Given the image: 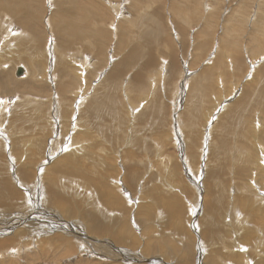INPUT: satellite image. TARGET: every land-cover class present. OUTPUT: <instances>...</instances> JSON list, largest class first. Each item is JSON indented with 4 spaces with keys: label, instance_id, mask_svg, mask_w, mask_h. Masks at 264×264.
<instances>
[{
    "label": "rangeland",
    "instance_id": "1",
    "mask_svg": "<svg viewBox=\"0 0 264 264\" xmlns=\"http://www.w3.org/2000/svg\"><path fill=\"white\" fill-rule=\"evenodd\" d=\"M0 42V264H264V0H0Z\"/></svg>",
    "mask_w": 264,
    "mask_h": 264
},
{
    "label": "bare ground",
    "instance_id": "2",
    "mask_svg": "<svg viewBox=\"0 0 264 264\" xmlns=\"http://www.w3.org/2000/svg\"><path fill=\"white\" fill-rule=\"evenodd\" d=\"M5 4L8 5V3H5ZM9 8H10V7H9ZM10 10H11V9H10ZM39 10H40V9H39ZM39 10H38V11H39ZM13 11H14V10H13ZM12 14H13V13H12ZM21 19H22V18H21ZM149 19H151L150 22H149V23L151 24V26H147V27H149V28L152 30V32H149V33L151 34V36H150V37H146V36H145V39H144L143 41L150 45L151 42H152V40H153V36L159 37V36L164 35L165 32H164V31H160L159 34H155L156 26L159 27L158 25H163V23H162L163 21H162V19H161L160 17H156V16L152 15V17H150ZM22 20H23V19H22ZM22 20H19V21H22ZM28 21H29V20H28ZM37 21H38V20H37ZM23 22H24V20H23ZM19 23H20V22H19ZM155 23H157L158 25H155ZM16 24H17V23H16ZM24 24H25V23H24ZM28 25H29V24H28ZM159 29H160V27H159ZM259 29H260V28H259ZM160 30H161V29H160ZM29 31H30V30H29ZM31 32H32V31H31ZM33 32H34V31H33ZM78 33H79V32H78ZM76 34H77V33H76ZM79 35H81V33H80ZM37 37H38V36H37ZM150 38H151L152 40H151ZM1 39H2V38H1ZM31 39H32V38H31ZM34 40H35V39H34ZM34 40L32 39V41H34ZM41 41H42V40H41ZM21 42H22V41H21ZM21 42H20V43H21ZM210 42H211V39H210ZM210 42H209V40H208V41L204 42V43L201 44V45L204 46V47H207V46H210V45H209ZM0 43H1V42H0ZM34 43H35V42H34ZM36 43H37V41H36ZM212 43H213V39H212ZM38 44H39V43H38ZM30 45H31V44H30ZM67 45H68V44H67ZM69 45H70V44H69ZM134 45H135V44H134ZM134 45H133V46H134ZM133 46H132V47H133ZM138 46H142V49H144V48H143V45H142L141 43H137V44L135 45V48L138 47ZM144 46L146 47V45H144ZM34 47H36V44H35ZM38 47H39V45H38ZM204 47H203V49H204ZM222 47H223V46H222ZM23 48H24V47H23ZM30 48H32V45H31ZM30 48H29V47L27 48V45H26V47H25L24 49H29V50H30ZM147 48H148V47H147ZM34 49H35V48H33V52H30V53H36V52L34 51ZM38 49H39V48H38ZM38 49H37V50H38ZM41 49H42V48H41ZM142 49H140V50H139V49H133V50H134L135 53H136V52H137V53H138V52L140 53V52H142V51H141ZM218 49H219V48H218ZM29 50H28V51H29ZM133 50H132V51H133ZM148 50H149V49H148ZM204 50H205V49H204ZM219 50H220V49H219ZM219 50H218V51H219ZM226 50H228V49L222 48L223 53L220 54V55H222V58H219V57H221L220 55L217 56V57H218V60H217V63L215 64V66L217 65L218 67H216V68H215V71H214V73H218L219 75H221V76H223V77H227V75L229 76V73L227 72V70H225L226 68L224 69L225 71H224L223 69L220 68V67H223V68H224V66H223L220 62L223 61V59L227 58L226 56L229 57V53H231V52H229V50H228V51H226ZM239 50H240L239 46H236L235 49H234L233 54H232V53H231V54H232L234 57H237V56L239 57V56H240V52H239ZM40 51H41V50H40ZM149 51L151 52V50H149ZM38 52H39V51H38ZM241 52H242V51H241ZM215 53H216V52H215ZM154 54H155V53H154ZM216 54H217V53H216ZM11 55L13 56V54H11ZM31 56H32V55H31ZM151 56H152V55H151ZM9 57H10V56H9ZM9 57H8V60H9ZM13 57H14V56H13ZM13 57H12V58H13ZM32 57H33V56H32ZM41 57H42V56H41ZM12 58H11V59H12ZM156 59H157V58H156ZM235 59H236V58H235ZM243 59H244V58H243ZM243 59H241V60H242L241 62L245 61V60H243ZM32 60H33V59H32ZM227 60H228V59H227ZM236 60H237V59H236ZM156 61H158V60H156ZM159 62H160V61H159ZM226 62H227V61H226ZM230 62H231V61H230ZM237 62H239V61L237 60ZM237 62L235 61V64H234V63H233V64H234L235 66L237 65V66L239 67V65H238ZM54 63H55V62H54ZM155 63H156L155 60L151 57L149 67H150L152 70H154L153 68H157V67L159 66V64H158V66L156 67L157 64H155ZM223 63H224V62H223ZM243 63L245 64V62H243ZM243 63H241V64H243ZM125 64L127 65L128 63L125 61ZM224 64H225V63H224ZM239 64H240V63H239ZM50 65H51V64H50ZM56 65H57V64H56ZM234 65H233V66H234ZM127 66H128V65H127ZM231 66H232V65H231ZM235 66H234V67H235ZM71 67H72L71 65H70V66L68 65L67 68L70 69ZM129 67H130V66H129ZM225 67H226V66H225ZM238 67H236V69H237ZM241 67H243V65H242ZM47 68H48V67H47ZM131 69H132V68H131ZM228 69H229V67H228ZM230 69H231V68H230ZM236 69H235V70H236ZM247 69L249 70L248 67H247ZM25 70H26V69H25ZM90 70H91V69H90ZM238 70H239V68H238L237 71H236L237 73L239 72ZM88 71H89V70H88ZM26 72H27V71H26ZM124 72H125V71H123L120 67H118L115 71H112V74H113V75L116 74V75H118V76H122ZM142 72H143V70H142ZM144 72H145V70H144ZM146 73H147V72H146ZM234 73H235V72H234ZM68 74H69V73H68ZM60 75H61V73H60ZM62 75H64V74L62 73ZM132 75H133V74H132ZM145 75H146V74H145ZM212 75H213V74H212ZM231 75H232V74H231ZM113 77L116 78V76H113ZM133 77H134V76H133ZM146 78H147V77H146ZM146 78H145V79H146ZM214 78H216V77H214ZM85 79H86V78H85ZM135 80H136V79H135ZM140 81H141V78H140ZM90 82H91V81H90ZM155 87H156V86H155ZM106 88H107V87H106ZM235 88H236V87H235ZM246 88H247V87H246ZM103 89H104V88H103ZM248 90H249V88H248ZM251 90H253V88H252ZM242 93H243V92H242ZM247 93H248V92H247ZM244 94H245V93H244ZM246 95H248V94H246ZM246 95H245V96H246ZM250 96H251V95H250ZM239 98H240V97H239ZM85 100H86V99H85ZM247 100H250V98H248ZM240 101H241V100H240ZM240 101H239V102H240ZM242 101H243V99H242ZM86 102H87V101H86ZM190 102H191V100H190ZM190 102H189V103H190ZM239 102H238V103H239ZM244 102H245V101H244ZM246 102H248V101H246ZM83 103H84L83 101H80V102H79V104H83ZM87 103H88V102H87ZM238 103H237V104H238ZM88 105H89V104H88ZM91 105H92V103H91ZM244 105H245V104H244ZM20 106H21V110H20V109L18 110L17 108H15V110H16V109H17V110H16L15 113H13L14 115H16V116L14 117L15 122H16V121H20V119H22V118L25 117V116L20 115V114L22 113L21 111H22V109H23V108H22L23 106H22V105H20ZM81 106H82V105H81ZM246 106H247V105H246ZM18 107H19V106H18ZM237 107H238V106H237ZM90 108H91V109H89L87 106H84V109H83L82 114L80 115V118H81V117H86V115L88 114V110H89V111H93L94 108H93V107H90ZM239 108H240V107H239ZM241 108H242V107H241ZM41 111H42V110H41ZM22 114H23V113H22ZM143 114H144V112H143ZM143 114H139V115L142 116ZM145 116H147V114H145ZM229 116H230V115H229ZM66 117H67V116H66ZM226 117H228V116L226 115ZM231 117H232V116H231ZM80 118H79V119H80ZM103 118H104V116H103ZM147 118H148V117H147ZM203 120H204V119H203ZM246 121H247V119H246ZM246 121H245V122H246ZM251 121H252V120H251ZM253 121H255V120H253ZM250 123H252V122H250ZM248 124H249V123H248ZM253 124H254V123H253ZM219 126H220V125H219ZM219 126H218V127H219ZM247 126H248V125H247ZM248 128H249V126H248ZM255 128H256V127L254 126L252 129H255ZM258 128H259V127H258ZM260 128H261V125H260ZM256 129H257V128H256ZM258 130H259V129H258ZM120 131H121V130H120ZM237 131H238V130H237ZM247 131H248V130H247ZM21 132L23 133L22 129H21ZM249 132H250V131H249ZM261 132H262V130H261ZM224 133H225V132H224ZM224 133H223V134H224ZM227 134H228V133H227ZM238 134H239V133H238ZM104 135H105V134H104ZM228 135H229V134H228ZM245 135H246V134H245ZM214 136H215V135H214ZM249 138H250V137H249ZM19 139H20V138H19ZM19 139L14 140V138H13L14 142L17 143V144H18V142H16L17 140H18V141L22 140V138H21L20 140H19ZM137 139H138V138H136V139L134 138L133 140L130 141V144H133V147L135 146L134 142H136ZM221 139H222V138H221ZM224 139H225V138H224ZM241 139H242V138H241ZM244 139H245V138H244ZM222 140H223V139H222ZM199 141H200V140H199ZM216 141H217V140H216ZM223 141H224V140H223ZM40 142H41V141H40ZM128 142H129V141H128ZM139 142H140V141H139ZM196 142H198V141H192V143H196ZM214 142H215V141H214ZM226 142H227V141H226ZM238 142H240V141H238ZM11 143H12V142H11ZM229 143H230V142H229ZM231 143H232V141H231ZM254 143H255V142H254ZM17 144H16V145H17ZM136 144H137V143H136ZM233 144H234V143H233ZM233 144H232V145H233ZM239 144L241 145V143H239ZM239 144H238V145H239ZM244 144L246 145V143H244ZM248 144H249V143H248ZM245 145H244V146H245ZM11 146H12V145H11ZM13 146H14V145H13ZM19 146H20V145H19ZM216 146H217V145H216ZM236 146H237V144H236ZM236 146H233V147H236ZM241 146H242V145H241ZM244 146H243V147H244ZM189 147H190V146H189ZM14 148H15V146H14ZM14 148H13V150H14ZM237 148H239V147L237 146ZM237 148H236V149H237ZM43 149H44V147H42V150H43ZM213 149H214V148H213ZM224 149L226 150L227 148L224 147ZM229 149H230V148H229ZM236 149H234V150H236ZM240 149H241V148H240ZM246 149H247V148H246ZM246 149H244V150H246ZM248 149H249V148H248ZM234 150H233V151H234ZM254 150H255V149H254ZM52 151H53V148H52ZM227 151H228V150H227ZM229 151H230V150H229ZM251 151H252V150H251ZM214 152H215V150L213 151V154H214ZM219 152H220L219 150L216 151V155H215V156H216L217 159H221V154H220ZM222 152H223V151H222ZM253 152H254V151H253ZM248 153H250V150H249ZM257 153H258V152H257ZM259 153H260V152H259ZM11 154H12V153H11ZM226 154H228V153H226ZM226 154L223 155V156L225 157ZM234 154H235V153H234ZM251 154H253V153H251ZM231 155H232V154H231ZM253 155H255V153H254ZM193 156H194V155H193ZM227 156H228V155H227ZM255 156H256V155H255ZM261 156H262V155H261ZM248 157H249V156H248ZM64 158H67V157H64ZM208 158H209V157H208ZM210 158H211V157H210ZM238 158H239V157H238ZM88 159H89V158H88ZM212 159H213V158H212ZM217 161H218V160H217ZM217 161H216V162H217ZM103 162H104V161H103ZM219 162H220V161H219ZM219 162H218V163H219ZM28 164H30V163H28ZM28 164H27V165H28ZM213 164H214V163H213ZM174 165H175V164H174ZM31 168H32V166H31ZM211 168H212V167H211ZM211 168H210V173H211V171H212ZM35 169H36V168H35ZM208 170H209V167H208ZM133 172H134V171H133ZM219 172H220V170H218V174H219ZM131 173H132V172H131ZM212 173H213V171H212ZM216 173H217V172H216ZM34 174H35V173H34ZM135 175H136V173H134V175H133L132 177H135ZM208 175H209V174H208ZM211 175H212V174H211ZM220 175H221V174H220ZM162 177H163V176H162ZM210 177H211V176H210ZM215 177H216V176H215ZM34 178H36V176H35V177H31V179H34ZM45 178H48V177H45ZM45 178H44V180H45V182H46V179H45ZM219 178H220V177H219ZM52 179H53V178H51V181H52ZM153 179H154V178H153ZM207 179H208V178H207ZM49 180H50V179H49ZM53 180H54V179H53ZM205 181H206V180H205ZM216 181H217V180H216ZM216 181H215V182H216ZM213 182H214V180H213ZM48 183H49V182H48ZM211 183H212V182H211ZM214 184H215V183H214ZM46 185H47V183H46ZM209 185H210V184H209ZM219 185H220V182H219ZM49 186H50V185H49ZM210 186H211V185H210ZM213 186H214V185H213ZM47 187H48V186H47ZM58 187H59V186H58ZM159 187H160V186H159ZM59 188H60V187H59ZM152 188H153V187H152ZM216 188H217V187H216ZM223 188H224V187H223ZM211 189H212V188H211ZM219 189H220V187L218 188V191H219ZM214 190H215V189H214ZM58 191H59V190H58ZM162 191H163V190H162ZM215 191H217V190H215ZM66 192H67V191H66ZM54 194L56 195L57 193H54ZM175 194H176V193H175ZM180 194H181V193H180ZM209 194H210V192H209ZM212 194H213V193H212ZM224 195H225L224 193H216V194L214 195V197H212V198L215 199V200H218L219 202H221L222 207H223L222 199H223V196H224ZM165 196H166V195H165ZM46 198H47L48 200L52 199V200H50L51 202H52L53 199H54V197H50V196H48V197H46ZM224 198H225V197H224ZM55 200H56V199H55ZM57 201H58V200H57ZM57 201H56V202H57ZM62 202H63V201H62ZM119 203H120V202H119ZM59 205H60V204H59ZM61 205L63 206V209H65V205L62 204V203H61ZM67 207H68V206H67ZM79 207H80V206H79ZM71 208H72V207H71ZM216 209H218V208H215V210H216ZM73 210H74V209H73ZM73 210H65V211L68 212V214L71 215V214H73V213H72ZM218 210H219V209H218ZM218 210H216V211L218 212ZM45 211H47V214H49V211H48L47 209H46ZM66 212H65V213H66ZM142 212H143V211H142ZM214 212H215V211H214ZM146 213H147V212H146ZM76 214H77V213H76ZM90 214H92V213H90ZM94 214H96V213H94ZM43 215H44V214H43ZM56 215H57V214H56ZM58 215H59V214H58ZM219 215H221V214H219ZM98 216H99V215H98ZM102 216H103V217H101V215H100V216H99L100 218L95 216L96 218H98L97 221H96L97 224L95 225V227H96V231H97V230H101V232H103V231H105V230H107V231L110 230V226H109V225H105V224L103 223V222H105V221H110V222H112V223H113V224H112V227H113V226L116 227V225H117L116 223L118 222V221L116 222V218H115L114 220H112V219H109L108 217L106 218V216H104V215H102ZM67 217H68V216H67ZM117 217H118V216H117ZM210 217H211V215H210ZM58 218H59V216H58ZM214 218H215V216H214ZM214 218H213V219H214ZM89 219H90V218H89ZM210 220H211V219H210ZM9 221H10V220H9ZM22 221H23V220H22ZM210 222H211V227H209V234H210V235H214V232H216V231H214V230L216 229V225L213 223L212 220H211ZM58 223H59V222H58ZM118 223H119V222H118ZM28 224H29V223H28ZM59 224H60V223H59ZM63 224H64V223H63ZM78 224H79V223H78ZM86 224H87V223H86ZM71 226H72V225H71ZM75 226H76V225H75ZM91 226H92V225H91ZM15 227H17V225H16ZM15 227H12L11 229H10V228H4V229L1 230V232H3V231L6 232V230H9V229H10V230L8 231V233H10V231H11V230H14ZM19 227H20V226H19ZM73 227H74V226H73ZM78 227H79V226H78ZM69 228H70V227H69ZM85 228H86V227H85ZM130 229H132V228H130ZM79 230H80V229H79ZM81 230H82V229H81ZM92 230H94V229L92 228ZM115 230H116V229H115ZM137 230H138V229H137ZM16 231H19V230L17 229ZM23 231H24V230H23ZM25 231H26V230H25ZM130 231H131V230H130ZM8 233H7V234H8ZM110 233H111V234L114 233L113 230H110V231H109V234H110ZM133 233H134V232H133ZM216 233H217V232H216ZM5 234H6V233H5ZM19 234H20V232H19ZM116 234H117V233H116ZM63 235H64V234H63ZM97 235H99V234H97ZM102 235H103V234H102ZM119 235H120V234H119ZM119 235H118V236H119ZM99 236H101V235H99ZM99 236H98V237H99ZM134 236H135V235H134ZM4 237H5V235H4ZM72 237H73V236H72ZM131 237H133V236H131ZM67 238H68V237H67ZM118 238H120V236L117 237V239H118ZM120 239H121V238H120ZM9 241H10V240H7V241H5V242L2 243V244H3V245H5L6 243L9 244V243H8ZM108 241H109V240H108ZM118 241H119V239H118ZM118 241H117V242H118ZM120 241H121V240H120ZM128 241H129V240H128ZM1 242H2V240H1ZM131 242H132V241H131ZM246 243H247V242H246ZM158 244H159V243H158ZM251 244H252V243H251ZM256 244H257V243H256ZM251 246H252V245H251ZM147 247H148V245H147ZM239 247H240V246H239ZM233 248H234V247H233ZM116 249H117V248H116ZM116 249H115V253H116V254L114 253L115 255H119V254H120V255H122L124 258H126V259H130V258L126 257V255H129L128 253L122 252L120 249H118V250L116 251ZM149 249L153 251V249H151V247H150ZM146 250H147V249H146ZM155 250H156V249H155ZM232 250H233V249H232ZM103 251H104V250H103ZM146 252H147V251H146ZM148 252H149V250H148ZM148 252H147V253H148ZM231 253H232V254H235V252H232V251H231ZM115 255H114V256H115ZM148 255H149V254H148ZM150 255H151V254H150ZM242 255H243V254H242ZM65 256H66V255H65ZM65 256H64V257H65ZM102 256H103V253H102ZM104 256H105V255H104ZM106 256H107V255H106ZM122 256H121V257H122ZM239 256L242 257L241 254H239ZM107 257H108V256H107ZM117 257H119V256H117ZM156 257H157V256H156ZM156 257H155V259H157ZM105 258H106V257H105ZM108 258H109V257H108ZM133 259H134V258H133ZM153 259H154V258H153ZM241 259H242V258H241ZM67 260H68V259H67ZM144 260H145V259H144ZM156 261H157V260H156ZM231 261H232V260H231ZM198 262L200 263V261H198ZM99 263H102V262H99ZM110 263H111V262H110ZM183 264H190V263H188V262H184ZM197 264H198V263H197ZM212 264H217L216 261H215V258H214V257L212 258Z\"/></svg>",
    "mask_w": 264,
    "mask_h": 264
},
{
    "label": "water",
    "instance_id": "3",
    "mask_svg": "<svg viewBox=\"0 0 264 264\" xmlns=\"http://www.w3.org/2000/svg\"><path fill=\"white\" fill-rule=\"evenodd\" d=\"M23 70H24V68H23V67H20V68L18 69V71H17V75H18V76L22 75V74H23Z\"/></svg>",
    "mask_w": 264,
    "mask_h": 264
}]
</instances>
